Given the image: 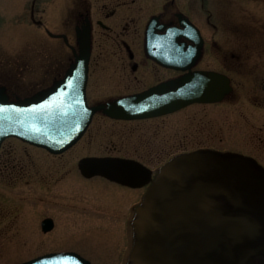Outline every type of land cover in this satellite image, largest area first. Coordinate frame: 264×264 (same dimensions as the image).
I'll return each mask as SVG.
<instances>
[{
  "label": "rangeland",
  "instance_id": "obj_1",
  "mask_svg": "<svg viewBox=\"0 0 264 264\" xmlns=\"http://www.w3.org/2000/svg\"><path fill=\"white\" fill-rule=\"evenodd\" d=\"M19 4L0 0V84L13 90L15 83L35 78L70 53L17 16ZM216 18L220 43L236 49L222 48L218 60L207 50L201 65L231 78L233 93L223 102L139 121L95 116L85 135L58 156L17 138L3 142L0 156L8 166L0 172V264L49 250H74L92 264L118 263L145 188L84 178L77 167L84 156L123 155L155 168L176 156L209 150L242 153L264 166V0H219ZM243 43L248 49H238ZM56 71L45 75L47 81ZM45 217L54 221L48 233L40 228Z\"/></svg>",
  "mask_w": 264,
  "mask_h": 264
},
{
  "label": "water",
  "instance_id": "obj_2",
  "mask_svg": "<svg viewBox=\"0 0 264 264\" xmlns=\"http://www.w3.org/2000/svg\"><path fill=\"white\" fill-rule=\"evenodd\" d=\"M150 55L164 61V56ZM199 55L196 50L193 59ZM89 57V38L83 34L76 62L49 88L10 100L0 87V145L17 137L58 154L83 135L96 111L120 119L148 118L195 102L221 101L232 90L227 76L194 71L134 97L88 107ZM153 91L170 95L155 97ZM78 168L86 178L101 176L133 188L151 182L132 223L129 264H250L264 256V168L250 157L198 150L174 157L153 180L148 167L130 158L88 156ZM41 225L47 232L53 221L45 218ZM18 264L91 263L68 251Z\"/></svg>",
  "mask_w": 264,
  "mask_h": 264
},
{
  "label": "flooded vegetation",
  "instance_id": "obj_3",
  "mask_svg": "<svg viewBox=\"0 0 264 264\" xmlns=\"http://www.w3.org/2000/svg\"><path fill=\"white\" fill-rule=\"evenodd\" d=\"M218 1L20 0L17 16H24L28 26L31 29L37 27L38 30H34L40 35L45 34L49 38L59 40L61 48L70 53L65 56L60 49L66 58L62 63L55 60L56 63L46 66V70L41 69L40 74L35 73V78H25L26 80L19 81L20 84L15 83L14 90L8 85L0 86L6 88V93L11 99L31 96L50 87L55 81L62 79L75 63V53L80 49L83 34L89 38L91 51L85 86L86 102L89 106L107 105L118 99L134 97L177 81L194 71L213 70L201 65L207 50L215 52L212 54L218 60L222 48L236 49L235 46L225 47V44L219 41L220 24L216 18ZM61 9L64 10L58 19ZM247 44H240L238 49H248ZM262 46L263 42L258 48ZM196 50L200 51V55L193 59ZM150 54L164 56V61L161 62ZM51 71L56 73L47 81L45 75H49ZM232 93L233 90L225 98ZM153 94L155 97L170 95L155 94L154 91ZM189 106L159 117L175 114ZM95 116L115 122L159 118L115 119L99 110L94 114L89 126ZM2 146L3 143L0 151ZM6 159V156H0V172L8 166ZM254 160L258 162L257 159ZM16 166L13 165L12 168L15 169ZM150 168L152 178L157 177L161 166ZM149 185L150 183L144 186L141 200ZM134 209L133 212L137 211L136 207ZM134 242L135 236H126L124 250L117 264H129ZM54 251L57 250H49L48 253ZM250 264H264V256L253 258Z\"/></svg>",
  "mask_w": 264,
  "mask_h": 264
}]
</instances>
